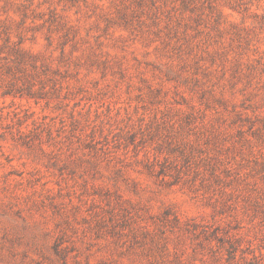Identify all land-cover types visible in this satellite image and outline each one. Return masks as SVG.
I'll return each mask as SVG.
<instances>
[{
    "label": "rangeland",
    "instance_id": "374dc122",
    "mask_svg": "<svg viewBox=\"0 0 264 264\" xmlns=\"http://www.w3.org/2000/svg\"><path fill=\"white\" fill-rule=\"evenodd\" d=\"M97 4L67 9L71 31L49 43L38 22L22 24L37 74L25 62L21 97L4 95L0 81V264H264V0L198 3L195 51L227 59L223 75L204 62V87L228 100L211 110L153 69L165 63L158 42L104 30L96 13L108 3ZM191 105L204 110V122L220 114L221 146H236L220 157L219 185L200 186V177L208 182L202 168L193 179L194 168L181 173L179 183L145 168L147 158L164 157L180 166L165 143L168 127L148 133ZM213 230L221 242L202 233Z\"/></svg>",
    "mask_w": 264,
    "mask_h": 264
},
{
    "label": "trees",
    "instance_id": "16d2710c",
    "mask_svg": "<svg viewBox=\"0 0 264 264\" xmlns=\"http://www.w3.org/2000/svg\"><path fill=\"white\" fill-rule=\"evenodd\" d=\"M103 1L108 3V10H100L96 16L103 23L104 30L122 28L146 37L149 42H158L156 47L165 63L153 64L152 67L161 73L165 80L173 83L175 93H179L180 86H183L192 97H197L198 106L203 107L204 110L213 109L215 102L223 108L226 107L228 100L224 97H215L211 89L204 87L205 80L210 74L204 62L217 63L220 68L219 73L223 75L226 72L227 59L217 52L195 51L199 47L196 35L203 21L195 11L201 7L198 3L207 0H0V81L2 76L5 77L4 80L7 79L4 95L22 96V68L25 62H29L30 70L37 74L38 57L22 49V24L28 20L31 23L38 22L49 43L53 34L63 33L65 36L66 32L71 31L63 15L67 9L88 5L99 8L97 3ZM208 8L211 9L210 4ZM184 11L192 15L185 17ZM189 30L192 32H188ZM42 64L41 67L44 69L41 72L46 74L49 69H45ZM228 70L233 82L241 73L239 61L230 62ZM17 82H20V85ZM189 108L191 112L184 113L173 121L163 122L166 125L155 124L152 133H148L151 137L158 132L159 127H168L170 132L167 131L165 135V138H168L165 143L171 152L178 153L181 159L180 166L173 161L169 162L168 157H164L162 162L156 159L149 162L147 158L148 163H145V168L151 175L169 176L172 183L181 182L180 174L188 175L193 168L191 179L199 177L197 168H202L207 174L208 182H204L206 177H200V186L224 183V178L219 175L221 173H217V164L221 162L220 157L223 154L233 153L236 146L233 143L230 146H221L223 144L221 140L226 139V133L216 126L220 120L222 121L220 114L215 112V116L204 122V110L203 112L195 110L193 105ZM197 113L200 114L196 116ZM241 118L240 114L234 113L235 120ZM243 119L248 120L247 117ZM183 133L193 138L184 137L179 140ZM17 134L21 136L22 132L17 131ZM237 134L240 138L243 137L242 131L237 130ZM169 136L173 137L172 141ZM157 147L160 148L161 144ZM154 162L157 163V168ZM181 169L184 171L182 172ZM222 172L229 174L228 169H223ZM191 179L186 178L183 183L192 184ZM239 179L235 176L228 179L225 184L231 186ZM220 191L226 194L222 189ZM254 205L258 207L260 204L255 201ZM204 232H202L204 236L208 234V237H214L221 242V238L215 237L214 230L210 233ZM228 256L231 258L232 255L229 253Z\"/></svg>",
    "mask_w": 264,
    "mask_h": 264
}]
</instances>
